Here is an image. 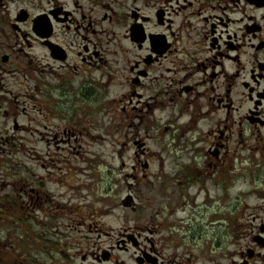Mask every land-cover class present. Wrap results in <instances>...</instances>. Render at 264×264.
Masks as SVG:
<instances>
[{
	"label": "flooded vegetation",
	"instance_id": "af4514ba",
	"mask_svg": "<svg viewBox=\"0 0 264 264\" xmlns=\"http://www.w3.org/2000/svg\"><path fill=\"white\" fill-rule=\"evenodd\" d=\"M39 47L50 72H28ZM126 83L140 121L178 108L169 123L180 124L184 148L212 136L216 168L228 171L230 153L248 148L247 137L264 153V0H0V153L35 150L31 113L44 98L64 119L73 105L99 103L109 85ZM141 149L151 151L147 142ZM12 186L20 201L29 194L25 183ZM137 198L116 227L87 223L79 215L86 212L75 211H44L31 227L17 212L26 226L5 245L20 242L6 264H264V216L254 218L252 225L263 217L250 239L234 245L172 219L175 211L140 210Z\"/></svg>",
	"mask_w": 264,
	"mask_h": 264
},
{
	"label": "rangeland",
	"instance_id": "374dc122",
	"mask_svg": "<svg viewBox=\"0 0 264 264\" xmlns=\"http://www.w3.org/2000/svg\"><path fill=\"white\" fill-rule=\"evenodd\" d=\"M43 51L39 47L31 52L40 61L32 62L28 72L36 67L50 72L52 65L40 57ZM114 68L121 78L123 71ZM124 80H130L126 72ZM121 88L109 85L100 92L99 103H77L64 119L56 118L57 106L44 98L31 113L38 129L35 150L25 145L24 152L0 153V264H6L5 254L15 257L18 253V241L15 248L5 250V245L21 238L18 228L26 226L17 222L21 215L17 212L28 217L31 227L39 226L44 211L86 212L79 215L87 223L116 227L129 219L122 217L131 216L124 212L133 207L123 204L129 195L138 197L140 210L175 211L172 219H188L187 227L195 225L205 236L219 233L222 242L234 245L250 239L251 229L263 219L252 225L254 218L264 216V207H258L264 204L260 198L264 153L251 148L254 139L247 137L248 148L243 145L230 153L233 160L224 172L215 167V157L208 152L212 136L194 151L192 142L184 148L178 135L180 124L169 123L178 108L140 121L141 113L134 112L124 96L129 94V84ZM48 91L44 88L42 96L51 97ZM27 106L31 112L35 105L28 102ZM143 142L150 146L148 154L141 149ZM23 183L29 194L24 193L20 201V188L13 192L12 185ZM220 252L225 254L223 248Z\"/></svg>",
	"mask_w": 264,
	"mask_h": 264
},
{
	"label": "water",
	"instance_id": "95a60500",
	"mask_svg": "<svg viewBox=\"0 0 264 264\" xmlns=\"http://www.w3.org/2000/svg\"><path fill=\"white\" fill-rule=\"evenodd\" d=\"M147 167V165H146ZM133 196L132 195H129L124 201H123V204L127 207H131L132 204H133Z\"/></svg>",
	"mask_w": 264,
	"mask_h": 264
}]
</instances>
